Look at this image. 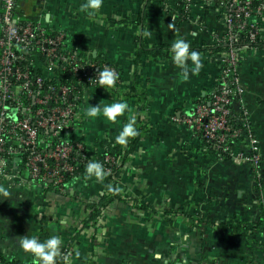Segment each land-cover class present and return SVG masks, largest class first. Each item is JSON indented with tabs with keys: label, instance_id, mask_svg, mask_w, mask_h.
I'll use <instances>...</instances> for the list:
<instances>
[{
	"label": "crops",
	"instance_id": "0c3cea01",
	"mask_svg": "<svg viewBox=\"0 0 264 264\" xmlns=\"http://www.w3.org/2000/svg\"><path fill=\"white\" fill-rule=\"evenodd\" d=\"M83 3L27 0L25 7L33 19L46 9L48 26L65 32L79 54L90 61L107 60L123 72L118 89L86 92L72 137L90 147L107 140L125 150L131 138L126 145L115 139L130 116H139L143 136L118 179L122 198L95 221L88 222L90 205L107 193L105 177L72 179L60 192L32 183L28 168L14 161L0 183L10 193L0 194V256L32 264L34 255L20 247V238L43 242L57 236L62 241L57 260L70 254L71 264H264V226L253 229L251 246L223 226L236 216L256 225L264 221V49H247L240 65L245 108L262 148L257 174L249 164L216 156L202 138L174 120L213 92L221 56L198 51L203 67L193 75L189 60L185 77L172 57L141 50L172 46L177 39L190 49L215 46L214 38L223 31L219 5L195 0L185 14L182 0H104L100 12L90 17L81 11ZM134 87L133 94L118 93ZM140 93L145 96L139 110ZM121 100L131 111L116 123L102 115L85 116L91 106ZM176 210L185 214L166 215Z\"/></svg>",
	"mask_w": 264,
	"mask_h": 264
},
{
	"label": "built area",
	"instance_id": "2783aa9c",
	"mask_svg": "<svg viewBox=\"0 0 264 264\" xmlns=\"http://www.w3.org/2000/svg\"><path fill=\"white\" fill-rule=\"evenodd\" d=\"M182 1L184 13L189 14L195 0ZM26 2L0 0V183L11 174V164L14 161L22 164L28 153L26 165L32 183L47 186L51 181L57 190L64 192L65 174L94 160L98 150V146L90 147L83 140L70 137L78 130L86 92L104 89L96 79L105 68L118 74L117 87L124 83L115 64L104 62L98 66L88 60L84 65L66 33L48 26L47 10L43 8L36 19L28 18ZM205 3L219 5L223 31L214 38V43L226 44L229 49L219 54L222 70L210 94V104H196L191 113L174 120L190 128L204 142L214 144L231 160L251 165L259 174L262 148L244 104L246 89L240 75V52L252 45L255 46L251 49H264V0H205ZM38 51L45 63L39 62ZM39 67L42 73L33 74ZM67 73L77 77L71 84L62 83ZM234 99L243 111L242 116L235 117L240 123L237 128L231 125ZM13 113L15 119L10 118ZM42 142L46 143L44 148ZM73 149H77L78 159L72 157ZM105 160L113 162L110 156ZM105 174L109 176L111 169H106ZM0 264L7 262L0 258Z\"/></svg>",
	"mask_w": 264,
	"mask_h": 264
},
{
	"label": "trees",
	"instance_id": "16d2710c",
	"mask_svg": "<svg viewBox=\"0 0 264 264\" xmlns=\"http://www.w3.org/2000/svg\"><path fill=\"white\" fill-rule=\"evenodd\" d=\"M1 3H0V11H1ZM1 13V12H0ZM22 13V12H21ZM29 18V17H28ZM25 20V19H24ZM255 46V45H252L251 48ZM261 47V46H259ZM73 48V46H72ZM249 48V50L251 49ZM229 49L228 45L226 44H220V45H215V46H208V47H205V48H201V46L199 48H191L190 50H195V51H206V52H209L213 55H217V54H223L225 53L227 50ZM142 52H148L149 54H153L155 57L157 56H164V57H172L171 55V45H163V46H158V47H154L152 48L151 50H147L145 48H142L141 49ZM246 52V51H245ZM245 52H240V59H241V62L243 60V56L245 55ZM80 55V58L83 61L84 65H86L87 63H89V61L84 58L81 54ZM37 56L40 58L39 59V62L40 63H45V59L44 57L42 56V53L40 51L37 52ZM91 61H95L98 66H100V64L106 62V63H109V64H113L107 60H103V59H96V60H91ZM86 63V64H85ZM241 65V64H240ZM119 69V68H118ZM119 73H120V79L122 82H124V77H123V72L121 69H119ZM33 74H41L42 73V69L41 67L39 68H35L33 71H32ZM76 76L71 74V73H67L65 78L63 79V84H71L73 81L76 80ZM115 89H118L117 86H115V88L111 89V90H115ZM137 90V87H134V88H130V89H124L122 91H119L118 93L122 92L120 95L123 96L124 94H128V93H132L134 91ZM135 95H133L134 97ZM140 98H138V103L137 105L139 106L140 105V108L139 110L141 109V105L142 103L144 102L143 101V96H145L143 93H140ZM212 99V96L209 94L205 97H200L196 104H199V103H205V104H210V101ZM235 100V99H234ZM142 107H144V105H142ZM232 111H233V115H234V119L231 120V125L232 127L234 128H237L240 123L236 120L237 117L239 116H242L243 115V111H242V108L240 106V104L238 103V100H235L234 101V105L232 107ZM236 117V118H235ZM139 116L136 118V127L138 129V132H139V135L136 136L135 138H131V141L129 142L128 146L126 147L125 150H122L120 147H117L115 146L114 144H112L110 141H102L100 143V146H98V150H96V153H95V159L94 160H90L88 163H85L84 165H81L80 167L76 168L72 173H68V174H65V181L66 182H69L70 180L72 179H76V178H85L88 176L87 174V165L90 163V162H98L102 165V168H103V172H104V177L107 179V193L100 197L99 199L93 201L91 203V209L93 210L91 215L88 217V222L89 221H95L102 213H103V210L110 204H112L114 201H118L120 200L122 197H121V190L117 193V192H114V191H110L109 189H120V187L118 186V179L120 178L121 176V171L123 169L126 168V166L128 165V162L129 160L132 158L134 152L136 151L138 145H139V142L141 141V138L143 136L142 134V127H141V122L139 120ZM66 133H64L65 135ZM72 139H74L72 137V135L70 136ZM231 141V139H230ZM50 144V143H48ZM204 145L206 146V148L213 152L214 154H216V156L224 159V160H230L231 158L224 152H222L221 150H218V148L214 145V144H210V143H207V142H204ZM46 146V143L42 142V148H44ZM106 156H110L111 158H113V162H106L105 158ZM72 157L74 158H77L78 159V153H77V149H73V152H72ZM28 158V153H26L24 155V162L22 163L25 167H27L26 165V160ZM106 169H111V174L109 176H107L105 174V171ZM47 186H51V187H54V184L49 181L47 183ZM183 211H180V210H176L174 212H171V211H168L166 213L167 216L169 215H176V214H179V215H184L185 213H182ZM244 222H246V226H244ZM249 221H242L241 219H239L237 216L232 219V222L231 224L229 225H223L224 227H228L232 230H234L236 233H238L239 235H241L242 237H244L246 239V241L248 242V245H252V234H253V229L255 228H259L260 226H264V221L260 222L259 224H252L251 222L248 223ZM251 224L253 226V228H251ZM0 258L2 260H4L5 262H7V264H21L20 262L16 261V260H11V261H7L5 260L4 258H2L0 256ZM58 264H64V261H63V258L61 259H58Z\"/></svg>",
	"mask_w": 264,
	"mask_h": 264
},
{
	"label": "clouds",
	"instance_id": "9594fccd",
	"mask_svg": "<svg viewBox=\"0 0 264 264\" xmlns=\"http://www.w3.org/2000/svg\"><path fill=\"white\" fill-rule=\"evenodd\" d=\"M104 0H85V3L81 5V11H84L88 16L95 17L103 5ZM172 62L178 67L184 70V76L187 77L189 69L187 62L190 60L193 67L191 73L196 75L203 67L200 55L195 50H190V45L183 39H177L171 46ZM96 83L102 86L107 92L115 88L118 80V74L108 68L100 70ZM126 111H131L127 102L121 100L112 104L104 105L102 108L98 104L91 106L85 111V116L95 119L102 115L108 121L112 123L117 122V117L123 116ZM11 119H15V113L11 114ZM139 135L136 127V117L130 116L127 123L123 126L119 135L116 137L115 142L120 145H126L128 138H135ZM87 174L89 177L94 176L98 180H103L104 172L102 165L98 162H90L87 165ZM110 191L119 192L120 189H109ZM0 194L4 197H8L10 193L3 187H0ZM20 247L27 253L34 255L33 264H56L57 257L61 255L62 241L57 236L41 242L36 237H21L19 240ZM159 258V257H157ZM64 264H71L70 254L63 256Z\"/></svg>",
	"mask_w": 264,
	"mask_h": 264
},
{
	"label": "water",
	"instance_id": "95a60500",
	"mask_svg": "<svg viewBox=\"0 0 264 264\" xmlns=\"http://www.w3.org/2000/svg\"><path fill=\"white\" fill-rule=\"evenodd\" d=\"M48 17V16H47Z\"/></svg>",
	"mask_w": 264,
	"mask_h": 264
}]
</instances>
